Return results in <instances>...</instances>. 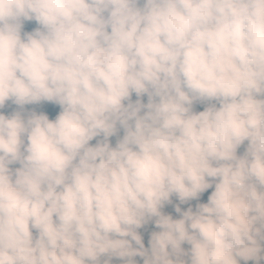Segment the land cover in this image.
<instances>
[{
    "label": "clouds",
    "instance_id": "9594fccd",
    "mask_svg": "<svg viewBox=\"0 0 264 264\" xmlns=\"http://www.w3.org/2000/svg\"><path fill=\"white\" fill-rule=\"evenodd\" d=\"M9 101L0 264L264 260V0H0Z\"/></svg>",
    "mask_w": 264,
    "mask_h": 264
},
{
    "label": "trees",
    "instance_id": "16d2710c",
    "mask_svg": "<svg viewBox=\"0 0 264 264\" xmlns=\"http://www.w3.org/2000/svg\"><path fill=\"white\" fill-rule=\"evenodd\" d=\"M37 25L34 21L31 22H25V26L23 31H32L34 28H36ZM133 100L136 99V97L133 95L132 97ZM144 102H146V97L143 98ZM15 105H12L11 102H6L5 108L0 110L2 111L5 115L10 114L13 110H15ZM26 110H35L38 113L39 112H44L45 114L49 115L50 119H54L55 116L59 113L60 109L58 105H54V104H49L47 102H42L39 105H27L25 106ZM196 111H202L203 110V105L197 104L194 106ZM122 135V132L120 133ZM111 143L114 145L115 144V140L116 137L110 138ZM92 143H95V140L92 141ZM243 152V147H241V149L238 150V154ZM211 189H209L207 192L203 193L200 197L199 201H191L189 202V204H183V205H179L181 207V210H185L189 205L191 206H195L196 203L198 202H206L207 201V196L210 194ZM179 201L176 200L175 197L172 198V203L171 204H167L165 205V207L162 209V211L166 214H170L173 216V218H178V214L174 211V206L178 205ZM157 229L154 228V226L149 223L148 225H146L144 228L140 229L139 232L143 237V241L145 244V247L148 246V239L150 236V233L152 231H156ZM137 259V264H142V261L140 260V258H136ZM112 264H120L119 261L113 260ZM240 264H244L243 261L240 262ZM248 264H253V261H249ZM260 264H264V260H262L260 262Z\"/></svg>",
    "mask_w": 264,
    "mask_h": 264
}]
</instances>
